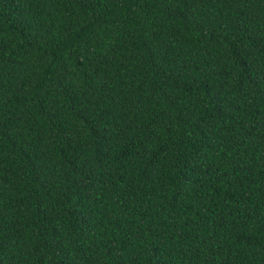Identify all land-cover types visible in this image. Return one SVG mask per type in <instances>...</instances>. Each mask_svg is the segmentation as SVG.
I'll use <instances>...</instances> for the list:
<instances>
[{
  "label": "trees",
  "instance_id": "16d2710c",
  "mask_svg": "<svg viewBox=\"0 0 264 264\" xmlns=\"http://www.w3.org/2000/svg\"><path fill=\"white\" fill-rule=\"evenodd\" d=\"M0 264H264V0H0Z\"/></svg>",
  "mask_w": 264,
  "mask_h": 264
}]
</instances>
